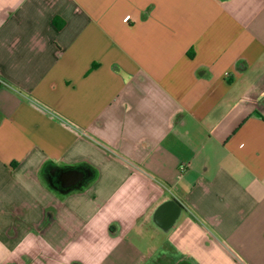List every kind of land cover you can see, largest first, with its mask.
Returning a JSON list of instances; mask_svg holds the SVG:
<instances>
[{
    "label": "crops",
    "instance_id": "crops-1",
    "mask_svg": "<svg viewBox=\"0 0 264 264\" xmlns=\"http://www.w3.org/2000/svg\"><path fill=\"white\" fill-rule=\"evenodd\" d=\"M0 264H264V0H0Z\"/></svg>",
    "mask_w": 264,
    "mask_h": 264
},
{
    "label": "water",
    "instance_id": "water-1",
    "mask_svg": "<svg viewBox=\"0 0 264 264\" xmlns=\"http://www.w3.org/2000/svg\"><path fill=\"white\" fill-rule=\"evenodd\" d=\"M80 180H82V175L76 171H69L61 176V183L64 187L73 186Z\"/></svg>",
    "mask_w": 264,
    "mask_h": 264
},
{
    "label": "trees",
    "instance_id": "trees-1",
    "mask_svg": "<svg viewBox=\"0 0 264 264\" xmlns=\"http://www.w3.org/2000/svg\"><path fill=\"white\" fill-rule=\"evenodd\" d=\"M55 25H56V20H55Z\"/></svg>",
    "mask_w": 264,
    "mask_h": 264
},
{
    "label": "rangeland",
    "instance_id": "rangeland-1",
    "mask_svg": "<svg viewBox=\"0 0 264 264\" xmlns=\"http://www.w3.org/2000/svg\"><path fill=\"white\" fill-rule=\"evenodd\" d=\"M129 18V17H128ZM127 20V19H126Z\"/></svg>",
    "mask_w": 264,
    "mask_h": 264
}]
</instances>
